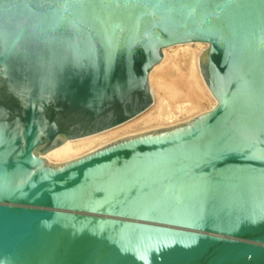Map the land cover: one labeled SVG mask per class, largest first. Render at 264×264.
I'll list each match as a JSON object with an SVG mask.
<instances>
[{"label":"water","instance_id":"water-1","mask_svg":"<svg viewBox=\"0 0 264 264\" xmlns=\"http://www.w3.org/2000/svg\"><path fill=\"white\" fill-rule=\"evenodd\" d=\"M190 41L212 110L41 156L144 111ZM0 264H264V0H0Z\"/></svg>","mask_w":264,"mask_h":264},{"label":"rangeland","instance_id":"rangeland-1","mask_svg":"<svg viewBox=\"0 0 264 264\" xmlns=\"http://www.w3.org/2000/svg\"><path fill=\"white\" fill-rule=\"evenodd\" d=\"M196 42L198 41H190L188 43L190 44V47L192 49L197 51V53L198 51L202 52L203 50L209 47L208 43L201 42L202 45L200 48L199 46L196 45ZM185 47H186L185 43H182V45L180 46L178 44L177 45L175 44L164 48L166 49L165 52L167 54V59L164 60L162 64H160L164 58V49H162L161 59L159 63L156 64L154 67L158 66L159 64L160 66H158L155 69L153 67L148 73V85L150 88V94L152 100L150 105L134 118L128 120L127 122L121 125L111 128L114 130L108 129L102 131V132H107L111 130L117 132H115V134L113 135L106 134L107 137L106 135L103 136L105 141L101 140L97 142V144L93 145L94 147L92 146L91 149L89 150L86 149L81 151L80 155H78V157L76 158L82 157L97 148H100L106 144H109L111 142H114L118 139L127 136L145 133L148 130L162 129L161 127L167 128L168 126L170 127L171 125L174 126L176 124L187 122L200 114L209 112L217 105L216 99L208 90L201 76L198 63H197L198 72L200 74L197 73V71H195L194 76L196 77V80H193V78L190 76L189 58L183 55L184 53H182V49ZM191 80L193 81L191 82ZM203 84L205 85V87ZM188 93H192L193 95L189 96ZM182 94L183 95L185 94V96H183ZM212 98H214L216 101V104L214 106H212L213 105ZM160 111L161 113H165V114L168 113L170 118L167 119L165 118V116L162 119L154 118L155 114H157ZM78 139L68 140V141H75ZM68 141L66 140L65 142H63L61 146L67 143ZM48 153L49 152L41 156L44 157L49 163L51 164L64 163V162L50 161L47 158Z\"/></svg>","mask_w":264,"mask_h":264},{"label":"bare ground","instance_id":"bare-ground-1","mask_svg":"<svg viewBox=\"0 0 264 264\" xmlns=\"http://www.w3.org/2000/svg\"><path fill=\"white\" fill-rule=\"evenodd\" d=\"M177 45V44H176ZM179 46L182 45V43H179L178 44ZM196 45L199 46L201 48V42H196ZM185 48L182 49V53H184L183 55H185L186 57L189 58V61H190V66H189V72H190V76L193 78V80H196V77L194 76L195 74V71L198 72V57H199V54L201 53V51L197 53L196 50L192 49L190 47V44L187 42L185 43ZM166 49H164V58H163V61L160 63L162 64L164 62V60L167 59V54L165 52ZM176 54V53H174ZM160 64L158 66H160ZM158 66L154 67L157 68ZM164 66V65H163ZM200 74V73H199ZM198 74V75H199ZM200 77V76H199ZM163 78V77H162ZM195 78V79H194ZM156 79V78H155ZM201 79V78H200ZM191 80V82L193 81ZM196 82V81H195ZM203 82V81H202ZM204 85V84H203ZM205 87V85H204ZM165 89V88H164ZM189 96H192L193 94L192 93H188ZM183 95V94H182ZM185 96V94L183 95ZM169 98V97H168ZM172 100V99H171ZM186 100V99H185ZM213 100V105L214 106L216 104V101L214 98H212ZM182 107V106H181ZM177 108V107H176ZM167 109V108H166ZM182 110V109H181ZM170 118L169 114H165V113H161L158 112L157 114H155V117L154 118H159V119H162V118ZM177 125V124H176ZM125 126V125H123ZM159 126V125H158ZM168 126V125H167ZM172 126V125H171ZM170 126V127H171ZM169 127V126H168ZM160 128V127H159ZM163 128V127H161ZM111 130H114V129H111ZM107 131V132H102V133H97L95 135H90V136H87V137H83L82 139H78V140H75V141H68L67 143H65L64 145H59L55 148L52 149V151L50 150L49 153L47 154V158L50 160V161H55V162H67V161H70V160H73L75 159L76 157H78V155H80V152L83 151V150H86V149H91L93 145L97 144V142L101 141V140H104L103 136H105L106 134L108 135H113L115 134V132L117 131ZM122 130V129H121ZM153 130H157V129H153ZM148 131H152V130H148ZM147 131V132H148ZM106 135V137H107ZM131 135V134H130ZM137 135V134H136ZM71 140H74V139H71ZM105 141V140H104ZM103 143V142H102ZM61 146V147H60ZM94 147V146H93ZM85 152V151H84Z\"/></svg>","mask_w":264,"mask_h":264}]
</instances>
